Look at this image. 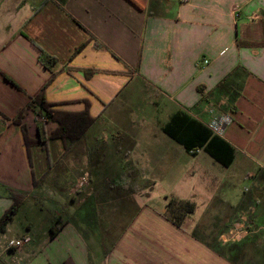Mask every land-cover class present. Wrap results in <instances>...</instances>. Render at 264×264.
<instances>
[{
	"label": "crops",
	"instance_id": "0c3cea01",
	"mask_svg": "<svg viewBox=\"0 0 264 264\" xmlns=\"http://www.w3.org/2000/svg\"><path fill=\"white\" fill-rule=\"evenodd\" d=\"M263 23L264 0H0V220L20 200L0 264H264V46L247 45L262 41ZM42 91L65 112L88 106L96 120L77 142L28 150L23 127L31 141L57 127L28 108ZM178 111L206 126L231 118L220 136L231 166L164 134ZM153 179L173 184L164 199ZM241 180L253 195H222ZM169 199L195 205L180 226ZM226 211L217 232L204 220ZM243 220L250 240L235 257L216 253ZM23 237V249L5 248Z\"/></svg>",
	"mask_w": 264,
	"mask_h": 264
},
{
	"label": "trees",
	"instance_id": "16d2710c",
	"mask_svg": "<svg viewBox=\"0 0 264 264\" xmlns=\"http://www.w3.org/2000/svg\"><path fill=\"white\" fill-rule=\"evenodd\" d=\"M247 45L252 47L264 46V23L262 41L260 43H247ZM41 61L44 65L48 66L55 62V59L42 53ZM218 87L221 89L226 88L227 78L224 79ZM58 106L57 104L48 103L43 91L31 101L28 108H38L42 112L45 121L47 123H55L57 127L46 139L42 138L37 141H31L28 137L26 127H23L28 150H30L34 144H39L45 148L47 141L52 139H60L65 144L77 142L96 120L91 116L88 106L84 111L77 113L62 111L58 109ZM22 115L23 112L20 116L22 117ZM162 131L169 138L183 146L187 153L193 156L197 155L195 151H203L224 168L231 166L234 161V148L221 137L214 135L206 125L194 119L185 111L174 113L169 121L162 127ZM14 199L15 202L13 206L0 220V234L5 233L9 221L18 208L20 200ZM167 210L169 212V219L177 226H180L186 216L195 211V205L189 201L169 199ZM56 233L57 230L52 229L51 236H54ZM247 240H250V236H248ZM241 244H223L219 240H215L211 248L219 255L235 257L237 255L235 250H237Z\"/></svg>",
	"mask_w": 264,
	"mask_h": 264
},
{
	"label": "rangeland",
	"instance_id": "374dc122",
	"mask_svg": "<svg viewBox=\"0 0 264 264\" xmlns=\"http://www.w3.org/2000/svg\"><path fill=\"white\" fill-rule=\"evenodd\" d=\"M141 95V94H140ZM144 95H142L140 98H138L137 97V102H138V105H142V107H143V103H142V97H143ZM133 110L135 111V115H140L141 114V111L139 110V109H137V108H133ZM187 159L188 160H196V157H192V156H188L187 155ZM198 160L199 161H202V160H206V161H210V158H209V156H207V154H204V153H200L199 155H198ZM183 164H184V166H185V168L186 167H190V164L191 163H189V162H187V161H183ZM203 164V163H202ZM191 177H188V175H187V177L186 178H184V181H185V183H186V181H188V179H190ZM153 181L154 182H156V187L155 188H157V193H156V196L157 197H161V198H165V195L163 194V192L166 190V191H168V188L170 187V186H173V184H169V183H166V181H163V180H159V179H157V180H155V179H153ZM185 183H183V184H181L179 187V189L180 190H183V191H185V192H187V186H186V184ZM202 184V183H201ZM177 186V185H176ZM177 188V187H176ZM255 189H256V185L255 184H253L252 182H250V181H240V182H238V183H236L235 184V186L234 187H232V188H230V189H228V187L227 186H225L224 188H223V191H222V195H229L232 199H234V200H238V197H243L245 194H247V195H253V193H255ZM169 192V191H168ZM195 194V200H196V203H197V205H198V207H199V209H198V212L196 213V217L197 218H201V215H202V210L200 209V204H201V202H202V197H201V194L200 193H198V192H195L194 193ZM169 196V195H168ZM190 196H192V192H190ZM159 201V200H158ZM129 202H133L132 200H129ZM213 209H214V207H213ZM227 218H228V216H227V211H226V213H223L222 215H220V216H217V217H215V216H213V217H210V216H204V220L206 221V222H209V223H211V225L212 224H215V226H217V228H216V231L215 232H217L218 231V229L219 228H222V226H223V224L226 222L227 223ZM247 219H248V217H247ZM243 221H246V220H243ZM248 221H250V220H248ZM251 222V221H250ZM222 225V226H221Z\"/></svg>",
	"mask_w": 264,
	"mask_h": 264
},
{
	"label": "built area",
	"instance_id": "2783aa9c",
	"mask_svg": "<svg viewBox=\"0 0 264 264\" xmlns=\"http://www.w3.org/2000/svg\"><path fill=\"white\" fill-rule=\"evenodd\" d=\"M207 65L208 61H204ZM231 123V118L228 115L221 114L215 115L214 118L208 123L207 127L216 136H222L226 127ZM199 151H195L198 153ZM251 224L247 221L236 222L227 232L221 235L223 244L239 243L246 239L250 234ZM31 242L30 237H23L20 239L9 240L5 244L6 249L21 250Z\"/></svg>",
	"mask_w": 264,
	"mask_h": 264
}]
</instances>
